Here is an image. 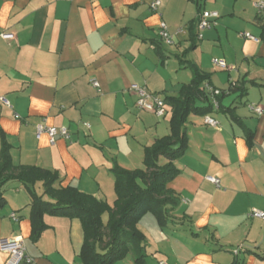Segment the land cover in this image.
Returning a JSON list of instances; mask_svg holds the SVG:
<instances>
[{
    "label": "crops",
    "instance_id": "0c3cea01",
    "mask_svg": "<svg viewBox=\"0 0 264 264\" xmlns=\"http://www.w3.org/2000/svg\"><path fill=\"white\" fill-rule=\"evenodd\" d=\"M153 1L0 0V95L13 105L0 104V153L7 142L16 166L55 171L56 187L76 186L112 206L111 168H144L145 147L171 132L172 106L166 102L164 117L141 110L130 86L176 96L193 77L185 61L193 62L224 91L222 108L208 113L219 126L189 115L188 147L168 183L180 205L164 227L151 212L138 222L146 264H264V219L248 215L264 210V9L254 4L260 0H160L157 9ZM204 10L220 16L190 49L191 29ZM162 20L174 45L159 38ZM251 103L263 112L251 110ZM40 122L67 126L71 138L52 144L47 134L37 137ZM2 189L0 238L22 236L38 264H81L80 219L46 213L47 227L33 240V197L15 179ZM36 191L43 193L41 182ZM7 257L0 250V264ZM115 264H136L134 253Z\"/></svg>",
    "mask_w": 264,
    "mask_h": 264
},
{
    "label": "trees",
    "instance_id": "16d2710c",
    "mask_svg": "<svg viewBox=\"0 0 264 264\" xmlns=\"http://www.w3.org/2000/svg\"><path fill=\"white\" fill-rule=\"evenodd\" d=\"M191 29L192 44L198 40V26ZM193 77L184 84L178 95L166 96L172 106L170 134L157 138L145 147L144 168L127 169L115 164L114 175L116 199L111 206L105 200L80 190L73 185L56 187L57 172L34 165L16 166L11 158L10 145L4 142L0 153V206L6 202L2 186L9 180L20 181L33 197L31 203V238L37 240L47 227L44 215L65 216L80 219L84 240L80 252L81 264H115L128 253H134L136 264H146V237L138 227L140 219L153 213L164 227L172 211L180 205V198L168 183L179 173L174 161L188 147L186 122L191 113L206 115L212 112L209 95L205 88L211 83L209 74L193 62L185 61ZM224 91H222V94ZM218 97L222 108L221 98ZM204 101L205 105H200ZM247 141L252 144V132H247ZM167 161L162 164L160 158ZM42 183L43 193L38 194L36 184ZM108 212V219L103 214Z\"/></svg>",
    "mask_w": 264,
    "mask_h": 264
},
{
    "label": "built area",
    "instance_id": "2783aa9c",
    "mask_svg": "<svg viewBox=\"0 0 264 264\" xmlns=\"http://www.w3.org/2000/svg\"><path fill=\"white\" fill-rule=\"evenodd\" d=\"M160 0H155L151 3L153 9H157L160 5ZM258 8L259 12L264 9V0H260L254 3ZM220 13L217 10H204L199 18L197 32L198 39L203 38V31L213 27L217 23ZM182 29H179L176 33L181 32ZM159 38L170 45L175 44V35L172 34L168 28V25L165 21H161L158 28ZM243 35L252 40H258L257 37L252 35L249 32H243ZM3 37H7V34H2ZM214 65L220 68H226L227 64L223 59H213ZM94 86H99L97 80L93 81ZM205 88L209 95L211 104L215 109H218L220 106L219 96L222 94V90L213 84L206 83ZM130 89L136 94V105L139 109L150 111L156 114L158 117H164L166 114V101L165 98L159 93L149 90L145 85L132 84ZM0 104L5 105L9 108H13L11 101L5 95H0ZM249 108L256 113H262L263 109L259 104L251 103L248 105ZM15 117L19 118V115L15 113ZM204 123L212 127H218L219 121L213 117L211 114L204 115ZM89 127L90 125L87 124ZM42 134H47L50 140V143L54 144L58 139H70L71 132L67 126H52L44 122H40L36 125V135L40 137ZM206 178L216 183L220 184V179L216 176L207 175ZM250 217H258L264 219V210L257 208H252L248 214ZM11 218L14 221H18L19 217L15 212L11 213ZM0 250L7 253L8 257L4 264H38L37 260L29 255L26 250L25 240L22 236L15 237H4L0 238ZM158 264H169L166 260H159Z\"/></svg>",
    "mask_w": 264,
    "mask_h": 264
},
{
    "label": "rangeland",
    "instance_id": "374dc122",
    "mask_svg": "<svg viewBox=\"0 0 264 264\" xmlns=\"http://www.w3.org/2000/svg\"><path fill=\"white\" fill-rule=\"evenodd\" d=\"M161 162H164L165 161V159L164 158H161V160H160ZM12 190V189H11ZM149 216H151V215H149ZM152 217V216H151ZM104 218H106L107 219V216H104ZM107 220H105V222H106ZM80 262H81V260H80Z\"/></svg>",
    "mask_w": 264,
    "mask_h": 264
}]
</instances>
